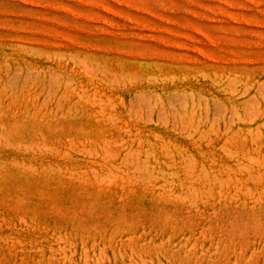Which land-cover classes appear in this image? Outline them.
Listing matches in <instances>:
<instances>
[{
    "label": "rangeland",
    "instance_id": "1",
    "mask_svg": "<svg viewBox=\"0 0 264 264\" xmlns=\"http://www.w3.org/2000/svg\"><path fill=\"white\" fill-rule=\"evenodd\" d=\"M5 62L0 264H264V0H0Z\"/></svg>",
    "mask_w": 264,
    "mask_h": 264
},
{
    "label": "bare ground",
    "instance_id": "2",
    "mask_svg": "<svg viewBox=\"0 0 264 264\" xmlns=\"http://www.w3.org/2000/svg\"><path fill=\"white\" fill-rule=\"evenodd\" d=\"M16 68L14 69L7 63L4 66H0V153L6 149H21L22 146L14 141L13 126H6V124L3 123V121L8 119L7 115H12V117L9 116L12 119L13 117H17L19 115L24 117L28 116L31 119L38 117V115H42L44 118L43 115H45L44 112L48 96L46 92L45 75L39 73L42 69L38 70V72L34 70L35 73H31L28 70L30 73L25 75L22 68L21 70L20 68L19 70H16ZM33 88L37 90L38 97H42V101L35 111H33L35 99L32 97L34 99L31 100L33 101V105L30 104L29 100V94ZM20 102L24 103L20 105ZM36 105L34 109L36 108ZM18 106H20L21 109H19ZM15 108L17 109L16 113ZM11 110L14 112L10 113L9 111ZM7 112H9V114H7Z\"/></svg>",
    "mask_w": 264,
    "mask_h": 264
}]
</instances>
